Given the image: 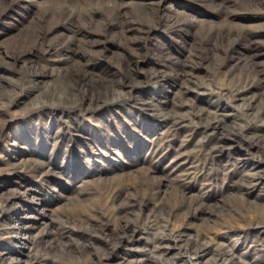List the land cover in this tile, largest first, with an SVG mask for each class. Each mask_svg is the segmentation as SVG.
Wrapping results in <instances>:
<instances>
[{
    "label": "rangeland",
    "instance_id": "obj_1",
    "mask_svg": "<svg viewBox=\"0 0 264 264\" xmlns=\"http://www.w3.org/2000/svg\"><path fill=\"white\" fill-rule=\"evenodd\" d=\"M0 81L11 264H51L33 260L50 231L73 246L55 264H138L156 232L117 227L156 211L172 212L168 229L185 239L264 263L250 252L264 248V153L249 146L264 137V0H0ZM101 212L93 235L72 220ZM176 251L150 264L179 262Z\"/></svg>",
    "mask_w": 264,
    "mask_h": 264
},
{
    "label": "bare ground",
    "instance_id": "obj_2",
    "mask_svg": "<svg viewBox=\"0 0 264 264\" xmlns=\"http://www.w3.org/2000/svg\"><path fill=\"white\" fill-rule=\"evenodd\" d=\"M5 88H6L5 83L0 81V89H5ZM204 113H210V112H206V110L204 111V109L203 110L200 109V111L198 112V115L199 116H203ZM262 113H264V107H262L260 109L259 114L257 115V116H259L261 122L264 123V117H263ZM172 118L173 119H171V121H170L171 124L169 125V127H170V129L171 128L175 129L179 124L182 123L183 120L181 118H175V117H172ZM213 118L219 119L216 113H213ZM219 120H216L215 124H213V125L217 126L218 123H219ZM258 134L250 135L249 146H256V151H258L261 154H263L264 153V150H263L264 149V137L260 136ZM209 151H210V153L213 152L212 149H210ZM261 154H260V156H261ZM202 165H203V163H202ZM191 168H192V170H190V172L186 173L187 181L196 180V178H198L197 175L199 173H202V170L198 169L195 166L191 167ZM202 169H203V167H202ZM251 176H252L251 180H250L251 186L255 187L258 184V181L260 179L259 174H255L254 173ZM203 184L204 183H202L201 186ZM111 209H113V208H111ZM84 213H86V212H84ZM105 214H106V211H105ZM105 214L103 212H101V214H98L99 216L96 217L94 214L87 213L85 215H78L77 217H74V218L72 217V220H74L75 221L74 223H76L78 226H80V228H84L87 232H89L90 234L93 235V234H95V232L101 231L103 229V227L100 224H98L97 222L100 221V218H102L103 215H105ZM113 214H112V216H113ZM172 215L173 214L170 211L169 212L156 211V212L152 213L151 215L147 216L145 220H141V222L139 221V223L136 221L137 225L130 224V222H129L130 220L129 221L128 220L124 221V222H122V223H120L118 225L117 228L120 231H122L123 234L127 233V232L135 233L137 227H141L144 231H152V232L154 231V232H156V234H157L156 236H157L158 241L155 242V244H153L151 248H145V249L142 248L144 253H143V256L140 259H138V262H139L138 264H150V262H154L155 259L162 258V256H164L167 253L169 248H176V250H177L176 254L180 255V257H182V258H180L179 262H176L175 258L174 259H170V260L166 259L167 262L165 260L166 263H164V264H187L189 262L188 258L194 257V256L198 257V256H200V254H206V253H209V252H211L214 255V261L212 263H210V264H219V263H229V264H264V263H262L259 260L255 261L254 263H245L244 261H242L241 259L238 258V256L235 254V251L233 250V248H225L224 245H221V244H218L216 242H213L214 241L213 238H211L210 240L205 241V242H200L198 239H185V238H183L181 236L180 232L171 231V230L168 229V224H169V221L171 220V216ZM110 216L111 215H108L107 217H110ZM161 222H164L165 224L162 225V224H160ZM114 223H116V222H114ZM117 228H116V225H115L114 226V231H116ZM173 230H175L174 227H173ZM8 233H13V231H10ZM62 233L61 232L56 233V232H52V231L44 233L45 236L42 235L39 238L40 241L43 242V245L40 248V252L41 253L36 254L34 256L33 260L34 261H35V259H41V260H44V261L48 260L51 264H55V263L61 262L63 260L64 256L67 253H69V251L72 250V247H73L70 243H68V241L64 240V236H63ZM23 234H25V233H23ZM98 235H100V234L98 233ZM116 237H120L119 236V231L116 232ZM21 238L25 239L27 237L26 236H22ZM169 240H173V244L172 245H169V243H167ZM88 242H90V241H88ZM77 244H78L77 245L78 246L77 250L79 252L80 251L81 252H85V251H87L89 249L88 248V243L84 239L80 243H77ZM3 249H6V248H0L1 251ZM9 250L10 249H7V252H9ZM250 252H257V253L259 252V253L264 254V248H252ZM54 257H55V259H54ZM66 258H67V256H66ZM10 259L11 258L6 259V257H4V253L0 252V264H11V260ZM31 262L32 261H28V264H31ZM83 262H85V261H83ZM84 264H86V263H84ZM89 264H93V262H90ZM192 264H196V263L193 262Z\"/></svg>",
    "mask_w": 264,
    "mask_h": 264
}]
</instances>
